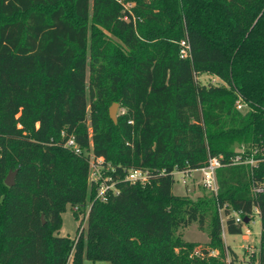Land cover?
I'll return each mask as SVG.
<instances>
[{"label":"trees","instance_id":"1","mask_svg":"<svg viewBox=\"0 0 264 264\" xmlns=\"http://www.w3.org/2000/svg\"><path fill=\"white\" fill-rule=\"evenodd\" d=\"M89 151L114 168L118 191L105 201L88 182ZM252 152L258 163H232ZM209 156L222 161L215 194H174V170ZM131 168L147 181L125 180ZM67 204L76 218L88 209L74 240L56 234ZM220 209L231 235L257 210L252 262L264 264V0H0V264H236ZM205 214L207 246L176 234L204 228Z\"/></svg>","mask_w":264,"mask_h":264},{"label":"rangeland","instance_id":"2","mask_svg":"<svg viewBox=\"0 0 264 264\" xmlns=\"http://www.w3.org/2000/svg\"><path fill=\"white\" fill-rule=\"evenodd\" d=\"M90 24V23H88ZM110 36L119 42V39L110 34ZM112 40V39H111ZM128 52V51H127ZM126 51L124 54L128 55ZM86 56L88 61L89 58V50L86 52ZM120 69H126L129 61L128 59H118ZM105 69L112 70V64L110 57L105 58L103 61ZM113 63V62H112ZM117 67H114V70H117ZM109 72V71H108ZM88 81L90 79V72H87ZM197 79L203 84H211V85H219L222 86L223 82L217 78L216 76L209 74H200ZM109 107V106H108ZM123 108L120 104L118 105L116 115L117 118L123 113ZM89 111V109H88ZM244 148H241L240 151L244 152ZM253 156H260V154L246 153L242 155L243 158L251 160L253 164L258 163V159H254ZM174 185H173V193L179 196L187 197L192 200L201 199L204 197H209L215 194L211 187L206 185L201 177V173L199 171L190 172L189 175H183L182 173L174 172ZM72 205L67 204L63 211L61 212V225L59 229L56 231V234L61 236H66L72 240L77 237L78 229L82 223V219L85 218L83 213H79V217L76 218L73 215ZM220 220L222 222V238L225 245L230 246V248L234 252L233 258H235L236 264H249L253 260V256L257 255L259 250V235H260V220L257 214V210L254 211L252 216L250 217L249 223L244 225L242 228V234L231 235L228 234L225 227V216L223 213V209L218 211ZM211 216L205 214V223L204 228L200 229L197 222H193L187 227H180L176 234L179 235L183 240L197 243L196 248L200 246H207L209 242V236L206 230V225L210 222ZM248 221V220H247ZM86 222L84 221L83 226L85 227ZM213 254H217L216 250L212 251ZM232 255L227 254V261L231 260ZM68 264H73L72 262H68ZM82 264H110L107 260H96L91 261L88 259H84ZM252 264H257L256 261L252 262Z\"/></svg>","mask_w":264,"mask_h":264},{"label":"built area","instance_id":"3","mask_svg":"<svg viewBox=\"0 0 264 264\" xmlns=\"http://www.w3.org/2000/svg\"><path fill=\"white\" fill-rule=\"evenodd\" d=\"M182 48L180 49V55L186 57L188 55V45L185 41L181 42ZM236 106L238 109H242L246 106V104L239 98L236 101ZM124 112V109H123ZM132 121L130 120L129 123ZM61 138L64 139V146L73 150L76 154H82L83 150L76 144L75 138L73 136L65 137V133H61ZM85 156L89 162V176L88 182L90 184H94L96 186V194L95 198L101 201H105L110 194L117 193V180L113 177L110 173L114 170L110 166V164L106 163L102 157H95L92 151L86 152ZM232 163H249L253 164L251 160L245 159L240 154H236L232 158ZM222 165L221 158L219 156H209L207 159L206 164L195 170H178L175 169L174 172L182 173L184 176L189 175L190 172L199 171L201 173V177L203 182L212 188L214 192L217 190V183H216V170ZM173 172V174H174ZM125 180L130 182H141L144 183L148 179L147 171L141 169H128L124 176ZM262 187L258 186L254 188L255 192H261ZM74 211H79L78 206L73 207ZM84 216L87 217L88 209L86 208L85 212L83 213ZM236 222L242 221V217L239 215L238 212L233 211L231 213ZM247 218H244V220Z\"/></svg>","mask_w":264,"mask_h":264},{"label":"water","instance_id":"4","mask_svg":"<svg viewBox=\"0 0 264 264\" xmlns=\"http://www.w3.org/2000/svg\"><path fill=\"white\" fill-rule=\"evenodd\" d=\"M117 108H118V103L114 102L111 104L108 110L109 117L114 123H116L117 121V115H116ZM15 175H16V170H9V172L7 173L4 179L5 185L12 186L14 184ZM41 218H42V222H44L43 215H41Z\"/></svg>","mask_w":264,"mask_h":264}]
</instances>
